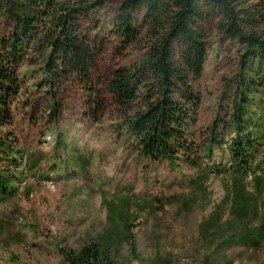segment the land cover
Segmentation results:
<instances>
[{
    "label": "trees",
    "instance_id": "trees-1",
    "mask_svg": "<svg viewBox=\"0 0 264 264\" xmlns=\"http://www.w3.org/2000/svg\"><path fill=\"white\" fill-rule=\"evenodd\" d=\"M106 1L0 0V201L17 191L22 151L10 127L15 109L42 107L55 118L77 89L93 120L115 117L143 157L167 160L173 167L188 164L208 176L211 171L201 166L200 153L212 159L214 146L222 147L225 139L218 138L217 123L201 148L194 147L189 133L202 102L195 84L208 52L205 23L221 10V29L241 44L235 98L225 126L236 134L229 143L235 192L227 218L226 206H219L199 227L209 245L217 242L215 260L233 264L225 256L228 246L257 248L264 242V213L257 206L264 193V7L237 10L234 0H119L115 36L126 45L135 42L141 32L134 15L145 8L149 49L139 62L105 78L87 23ZM249 178L256 195L248 201L243 188ZM108 219L114 224L98 240L78 251L63 250L67 264H121L119 242L133 243V224L119 218L127 231L122 235L115 218Z\"/></svg>",
    "mask_w": 264,
    "mask_h": 264
},
{
    "label": "rangeland",
    "instance_id": "rangeland-1",
    "mask_svg": "<svg viewBox=\"0 0 264 264\" xmlns=\"http://www.w3.org/2000/svg\"><path fill=\"white\" fill-rule=\"evenodd\" d=\"M234 3L237 10L264 7V0ZM118 6L119 0H107L87 23L105 78L139 62L149 49L145 8L134 15L140 36L126 45L114 33ZM223 16L215 10L205 23L208 52L195 84L202 102L189 133L197 149L215 123L218 138L225 139L222 147L214 146L212 159L200 153L209 175L201 176L188 164L173 167L167 160L143 157L115 117L93 120L78 89L55 118L42 107L17 108L10 127L19 139L21 166L16 193L0 201V264H67L63 250L78 251L98 240L114 224L108 218H115L122 235L127 231L119 218L133 224V243L125 238L119 242L121 264H219L217 242L209 245L199 226L219 206H226L227 218L235 192L229 143L236 134L225 126L235 98L241 44L221 29ZM261 159L259 155L255 162ZM244 186L249 201L256 195L252 179ZM106 202L115 208L109 210ZM258 202V212L264 213V193ZM225 256L233 264H264V242L257 248L228 246Z\"/></svg>",
    "mask_w": 264,
    "mask_h": 264
}]
</instances>
